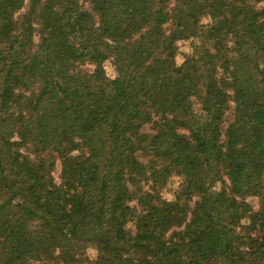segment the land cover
<instances>
[{
  "label": "trees",
  "instance_id": "16d2710c",
  "mask_svg": "<svg viewBox=\"0 0 264 264\" xmlns=\"http://www.w3.org/2000/svg\"><path fill=\"white\" fill-rule=\"evenodd\" d=\"M87 2L0 0V264H264V0Z\"/></svg>",
  "mask_w": 264,
  "mask_h": 264
},
{
  "label": "rangeland",
  "instance_id": "374dc122",
  "mask_svg": "<svg viewBox=\"0 0 264 264\" xmlns=\"http://www.w3.org/2000/svg\"><path fill=\"white\" fill-rule=\"evenodd\" d=\"M81 3H83L84 6H86V7L88 5L87 0H81ZM22 13H23V11L21 13H19L18 16L20 17L22 15ZM204 23H208V19H204ZM191 40L192 39H190V38L189 39L182 38V39L178 40L179 51H178V54L176 57V61L178 64H181L185 60L186 56L190 53ZM107 69H108L109 75L112 78H115L116 75H115V72L113 71L111 63L107 64ZM227 116H228V119L232 118L231 111L228 112ZM225 125H227V123H225ZM145 131L146 132L149 131L147 126L145 127ZM60 173H61V163H60V161H57L56 169L54 172L57 181H59ZM180 184H181V180L179 177H177V176L172 177L169 185L167 186V189H163L162 195L164 196V198L173 199L174 198V195H173L174 191L180 186ZM248 200L253 205L255 210L260 209V202H259L258 198L251 197ZM88 254L91 256V259H94L96 256V252L92 248L88 251ZM83 264H93V263L91 261H89V262H86Z\"/></svg>",
  "mask_w": 264,
  "mask_h": 264
}]
</instances>
